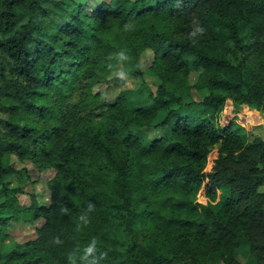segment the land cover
I'll return each instance as SVG.
<instances>
[{"label": "trees", "instance_id": "obj_1", "mask_svg": "<svg viewBox=\"0 0 264 264\" xmlns=\"http://www.w3.org/2000/svg\"><path fill=\"white\" fill-rule=\"evenodd\" d=\"M89 4L0 0V183L14 168L5 161L12 154L54 170L50 203L32 195L24 209L44 216L37 236L8 252L4 211L15 205L1 200L0 188V264H200L207 252L239 264L233 251L242 239L264 264V156L245 169L230 163L263 139L232 121L180 113L166 97L200 70L196 82L207 93L188 105L213 113L226 96L253 101L237 89L242 67L264 51V0H101L88 11ZM198 25L205 34L190 38ZM147 48L148 68L165 74L156 93L148 90L149 104L128 106L126 91L108 103L94 90L119 78L108 69L121 50L127 71L143 77ZM75 90L80 98L67 102ZM143 127L161 134L144 145ZM94 239L96 252L85 258Z\"/></svg>", "mask_w": 264, "mask_h": 264}, {"label": "rangeland", "instance_id": "obj_2", "mask_svg": "<svg viewBox=\"0 0 264 264\" xmlns=\"http://www.w3.org/2000/svg\"><path fill=\"white\" fill-rule=\"evenodd\" d=\"M80 1L84 2L85 0ZM100 1L101 0H90L87 10L90 11L97 8ZM114 32L115 28L111 26L104 32V35L108 38H112ZM152 57V50L149 48L145 49L142 54V68L145 69L143 77L127 71L128 68L125 63L118 59L117 62L109 67L108 76L117 77L115 73L123 70L127 74L128 79H111L96 85L94 90L101 91L108 103L114 102L121 91H126L125 100L128 106H131L133 102H135V104H149V91L156 93L158 84L165 78L164 73L161 72L163 75L162 77L158 71L148 68ZM242 70L244 76L240 80L241 83L237 89V93L244 99V95L248 93L253 101L245 100L243 103H235L230 96H226L222 107L213 113L210 107H203L199 104L188 105L187 102L191 100H201L207 93V88L199 86L196 82L200 70L188 72L189 77L187 78L185 86L176 89L174 94H167L166 97L172 99L170 106L175 109L177 108L180 113H191V115H196L197 112H199L209 117L212 115V118L218 125L224 126L232 121L234 127L241 126L250 133L260 136L263 139L262 146L251 149L245 157H240L241 161L239 163L230 161L231 165L245 169L250 165L256 164L259 159L264 156V51L257 52L250 59L248 66L244 65ZM143 80L145 81L143 82ZM80 96V91L75 90L67 99V102H76ZM248 112L251 113L250 115L254 118V121L247 120L249 115ZM165 114L166 111H160L158 119L164 117ZM160 132L159 129L143 127L140 131L141 142L144 145H148L154 135L161 134ZM250 136L251 135H249L248 139H250ZM223 143L226 147L234 148V144H232L233 142H231V140L224 139ZM219 146L216 144L212 148L209 163L212 162L213 156L220 153L218 149ZM5 161L14 167L3 176L0 183V188H4L1 200L5 199V201L7 200L8 202L12 200L15 205L9 208L8 211H4V215L7 216L8 219L6 224L7 235L4 237L2 243L4 250L8 252L17 242H25L37 236V228L44 221V216L40 215L36 218H31L30 212L24 209L30 205L32 195L35 196L38 205H47L50 203V190L47 182L53 176L54 170L52 168L39 169L30 160H20L14 154L7 156ZM258 189L264 191V184L259 186ZM204 195V191L201 189L197 198L205 202L206 199ZM218 198L217 196L215 201ZM10 215H12V217ZM213 238L209 241L208 239L204 240V243L207 244L206 248H209L211 242L215 240V238ZM233 253L239 264H257L255 259H253L249 243L246 239L240 241ZM222 261H220L214 253L207 252L200 264H226V261Z\"/></svg>", "mask_w": 264, "mask_h": 264}, {"label": "clouds", "instance_id": "obj_3", "mask_svg": "<svg viewBox=\"0 0 264 264\" xmlns=\"http://www.w3.org/2000/svg\"><path fill=\"white\" fill-rule=\"evenodd\" d=\"M130 28V24H125V29H128ZM206 32V29L203 27V26H197L191 33H190V38L192 36H196V35H199V36H203ZM117 56L119 58V60L121 61H127L129 60V56L127 54V51L126 50H121L120 52L117 53ZM115 75L117 77H119V79L121 80H127L128 79V76L127 74L121 70L117 73H115ZM54 243L56 244H59V243H62L58 238H56L54 240ZM94 244H95V239L93 240V244L92 245H89L86 249H85V258H87V256H90L92 255L94 252H96V248L94 247ZM103 255L106 257L107 256V253H103ZM94 264V262H93Z\"/></svg>", "mask_w": 264, "mask_h": 264}, {"label": "crops", "instance_id": "obj_4", "mask_svg": "<svg viewBox=\"0 0 264 264\" xmlns=\"http://www.w3.org/2000/svg\"><path fill=\"white\" fill-rule=\"evenodd\" d=\"M241 122H243V121H241ZM263 133V132H262Z\"/></svg>", "mask_w": 264, "mask_h": 264}]
</instances>
